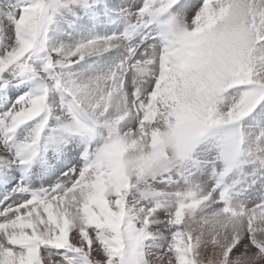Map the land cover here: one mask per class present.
Listing matches in <instances>:
<instances>
[{"label":"snow or ice","instance_id":"1","mask_svg":"<svg viewBox=\"0 0 264 264\" xmlns=\"http://www.w3.org/2000/svg\"><path fill=\"white\" fill-rule=\"evenodd\" d=\"M0 264H264V0H0Z\"/></svg>","mask_w":264,"mask_h":264}]
</instances>
